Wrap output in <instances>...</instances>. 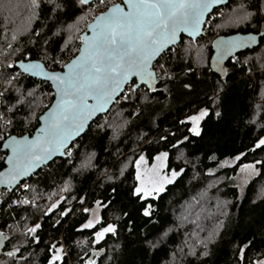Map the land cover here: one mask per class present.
Here are the masks:
<instances>
[{"label":"trees","instance_id":"obj_1","mask_svg":"<svg viewBox=\"0 0 264 264\" xmlns=\"http://www.w3.org/2000/svg\"><path fill=\"white\" fill-rule=\"evenodd\" d=\"M98 1L80 5L78 0H56L60 8L54 9L48 0H41L40 8L32 10L30 0H0V92L4 93L0 113L11 121L9 126L0 127V169L5 156L2 141L11 134H31L38 116L53 99L47 82L22 74L15 63L43 60L46 65L51 63V69H60L79 48L83 27L76 32L73 24ZM241 2L244 0H228L227 5L213 10L209 26L220 19L227 22L219 30L195 40L182 37L159 57L153 67L164 64L168 75L161 78L157 71L155 91L140 86L121 95L70 145L71 155L66 150L64 157L0 196V231L7 237L0 264H47L53 254L49 249L61 246L66 253L55 264L264 261V145L256 147L264 137V71L254 59L243 63L242 56L228 61L223 77L208 66L214 37L253 32L251 24L238 23L236 14L229 13ZM246 3L251 11L258 6L257 0ZM224 13L228 14L223 18ZM185 40L195 46L202 42L206 63L198 65L193 53H182L180 46ZM262 42L242 55L257 51ZM54 60L60 63L54 64ZM18 99L22 102L17 103ZM12 105V111L6 112L5 107ZM114 108L120 112L117 125L107 121ZM201 108L207 115L199 123V135H194L188 131L190 123L185 118ZM137 152L148 162L159 152L167 153V167L179 171L155 199L140 200L133 195V157ZM232 159L233 166L223 165ZM248 162H254L258 171L242 188L227 180L208 187L211 180L232 176L238 166ZM201 193L208 194L202 211L196 202ZM25 198L28 204L13 203ZM216 199L223 205L213 215ZM53 204L56 207L49 211ZM189 205L181 224L176 214ZM94 206L99 210V223L82 228L89 217L85 209ZM149 206L146 217L143 209ZM201 212H207L208 218L199 219ZM36 224L41 227L29 234L28 229ZM109 224L115 225V234L105 233L103 239L95 241V233ZM15 249H19L15 256L6 255ZM205 252L207 255H201Z\"/></svg>","mask_w":264,"mask_h":264},{"label":"snow or ice","instance_id":"obj_2","mask_svg":"<svg viewBox=\"0 0 264 264\" xmlns=\"http://www.w3.org/2000/svg\"><path fill=\"white\" fill-rule=\"evenodd\" d=\"M48 2L53 4L54 9L60 8L56 0H48ZM104 2L105 0H100L101 4ZM219 2L220 0H122L123 6L120 3L113 4L106 12L94 18V22L89 26L92 35L79 38L81 42L79 54L62 65L64 69L62 72L46 71L38 62L21 63L19 67L23 73L43 76L52 82L56 100L48 111L39 117L41 127L37 129V135L31 139L9 136L5 141L4 146L11 153L7 159L10 167L7 173H0V183L10 186L18 177L26 175L32 168L65 149L67 141L83 130L84 123L92 114L102 110L111 102L112 97L130 77L135 76L148 91H155L153 84L156 82L157 72L150 70L153 60L161 56L168 45L175 43L178 32L185 31L191 34L198 31L197 26L201 23L204 13L213 4ZM78 3L84 5L87 0H78ZM30 5L32 10L39 9L41 0H30ZM257 5L255 11H251L244 0L234 10L236 22L251 24L256 34L250 33L243 38L233 37L219 41L216 45L218 56L214 59L222 60L237 48L255 44L257 35L264 39V0H257ZM53 63L57 64L60 61L54 60ZM158 72L161 78H166L168 75L164 64H159ZM185 87L189 86L185 85ZM135 91L137 86L133 84L129 87V92ZM3 95L4 93L0 92V96ZM29 95H32V92H29ZM89 99L93 101L92 104L87 103ZM21 102L20 99L17 100V103ZM13 107L14 105L6 106L5 111L11 112ZM206 115L207 111L201 109L197 115L187 117L186 119L193 124L188 131L199 135L197 124ZM10 124L11 121L0 113V127ZM261 145H264V137L257 142L256 147ZM67 150L71 155L70 149ZM160 155L164 157L167 153ZM243 167L247 169L252 166ZM252 171L254 172L255 169ZM178 175L179 172L174 171L171 178L164 182L171 183ZM163 190L162 185L154 188L137 186L133 195H137L140 200H145L147 197L155 199ZM13 203L28 204L29 201L24 199ZM55 207L56 205L53 204L49 211ZM85 211L87 212L88 209ZM142 214L149 216L150 206L145 207ZM96 223H99L98 217ZM40 227V224H36L28 229L29 234L36 232ZM81 227L92 228L93 221L90 220ZM109 232L115 234V225L109 224L96 232L97 241L103 239L105 233ZM3 238L7 239V237ZM208 239L210 242L212 236L210 235ZM197 243L201 242L197 241ZM203 246L206 248L207 243ZM18 251L19 249H15L6 255L13 257ZM49 251L53 254L47 264H55L61 260V248L53 247ZM240 251L243 252L244 249ZM86 264L93 262L87 261ZM259 264H264V261H260Z\"/></svg>","mask_w":264,"mask_h":264},{"label":"rangeland","instance_id":"obj_3","mask_svg":"<svg viewBox=\"0 0 264 264\" xmlns=\"http://www.w3.org/2000/svg\"><path fill=\"white\" fill-rule=\"evenodd\" d=\"M116 1L117 0H105V2L103 4H101L100 1H98V2H95L91 7H89V9H85L80 14V16L78 17L77 21L73 24V26L75 28V31L77 32L79 26L83 27V31H84L85 28H86V25L90 22V20L97 13L101 12L99 10L100 8L104 7L105 4H106L105 6L107 8L110 4H112V3L116 2ZM106 8H104V10ZM219 8H217V9H219ZM237 8H238V5H233L231 7V9L229 10V13L230 12L231 13H235L234 10H236ZM227 14L228 13H224L223 18L225 16H227ZM215 15H218V14L216 13ZM81 20H82V22H81ZM209 23H210L209 21H206V23L204 25V27H206V30H204V32H203V34H201V36L206 35L209 31L212 32L211 30H213V32H215L216 30H219L220 29L219 27L220 26H224V24L227 23V22H226L225 19L224 20L220 19V20L216 21L215 24H213L212 26H209ZM222 23H224V24H222ZM260 42H261V38H260ZM202 47H203L202 42L198 43V45L195 46L194 44H189L188 41L185 40L183 42V45L180 46V50L186 56L189 55V53L190 54L193 53V56L195 55L194 61L198 65H203L204 63H206L207 56H206L205 50ZM78 49H77V51H78ZM242 54L243 53L241 52V53L237 54L236 56H242L241 60H243V63H245V64L248 63L249 64L250 59H254L255 63H256L255 65L258 67V69H260V71H264V70H262V69H264V39H263L261 47L257 51L255 50V52H252V53H247V54H244V55H242ZM40 61L43 62V60H40ZM50 65H51V63H49V65L45 64V66L48 69H51L49 67ZM158 66H159V64L156 66V68H154V70L156 72L158 71ZM51 70H58V69H51ZM131 84H129V85L131 86ZM127 91H129L128 85L126 86V88H125L124 92L122 93V95L124 93H126ZM262 92H263V90H262ZM201 109H204V108H201ZM201 109H199L198 111L190 114L189 116L197 115L200 112ZM204 110H206V109H204ZM119 115H120V112L116 108H114L112 113L110 114L109 118H107V121L111 122V124H113V125H117L118 124ZM189 116H187V117H189ZM186 118H185V120L188 121ZM200 121L201 120H199V122L197 124L198 130H199ZM188 122L190 123V127L189 128L193 127L192 122L191 121H188ZM112 127H114V126H112ZM161 153H164V152H159L158 154H156L154 156V158H152L153 160L151 162H148L146 160V158H145V156H144V154L142 152H137L135 154V156L133 157L134 158L133 163L135 164L136 187L137 186H141V187H147V188H154V187H158V186L162 185L163 189H164L165 186L167 184H169V183H165L164 181L166 179H170L171 176H172V173L175 170L170 169V168L167 167L166 156L162 157L160 155ZM141 157H142V159H141ZM130 160H131V158H130ZM233 163H234V159L225 161L223 163V165H232L233 166ZM244 165H251L252 167L246 169V168L243 167ZM252 169H255V171L253 172ZM257 169L258 168L256 167L254 162H248L246 164H242V165L238 166L236 171H235V173L232 174V176L227 175V177H226V175H225V177L224 176L220 177V178L217 177V178L211 180V182H209L207 184H208V187L210 188L214 184H216V182L220 183L221 181L227 180L231 184L236 185L238 188H242L249 180H251L257 174V171H258ZM175 172H179V171H175ZM137 177H139V178H137ZM22 187H25V186L23 185ZM58 194L60 195L59 197L62 196L60 193H58ZM197 198H198V200L196 202L199 203L198 204L199 207L202 206L201 207V211H202L203 207H205L206 202L208 201V194L207 195L204 194V193L198 194ZM192 201L194 202V199H192ZM41 202H43V200H41ZM214 202H215L216 205H215V210L213 209V212H212L213 215H214V213H217V211H219L218 210V206L221 207L223 205L222 201L219 200V199H216V201H214ZM190 206L191 205H189L188 207L186 206V207L181 208L179 213L176 214V216L179 219V221L181 222V224L183 223L182 221L185 219L184 218L185 213H188V211L191 209ZM86 209H88V208H86ZM98 211L99 210H98V208L96 206L89 208V210H88L89 217H88L86 222L91 220V221H93V225H95L97 217L99 218ZM207 212L210 213V211H207ZM207 212H201L199 219L206 218L208 216ZM192 215H193V217H196V213H193ZM211 217H209V218H211ZM190 224H193V222L191 221ZM216 225L218 226L217 223H216ZM216 225H214L213 228H217ZM193 227H194V224H193ZM12 229L10 228V230H12ZM94 240L97 241V238H96L95 235H94ZM64 253H66V248L64 246H61V256ZM175 260L176 259H173L170 264H175L177 262V261L175 262Z\"/></svg>","mask_w":264,"mask_h":264},{"label":"water","instance_id":"obj_4","mask_svg":"<svg viewBox=\"0 0 264 264\" xmlns=\"http://www.w3.org/2000/svg\"><path fill=\"white\" fill-rule=\"evenodd\" d=\"M93 1H97V0H87V3H86V4H89V3L93 2ZM117 3H120V4L122 5V0H117L116 2L110 4L108 7H111L113 4H117ZM227 3H228V0H220L219 3H215V4H213V5L208 9V11H206V12L204 13V15H203V17H202V21H201V23L197 26V27H198V31H196V32H194V33H191V34H190L189 32H185V31H180V32H178L177 35H176L175 43H174V44H170V45H168V47L164 50V52L167 51V50H169L170 48H172V47L178 45L179 42L181 41V38H182V37H183V38H187V39H193V40L200 38V37H201V34H203V32H204V25H205V23H206V21H207V17L213 12V10H215V9L221 7V6L227 5ZM122 6H123V5H122ZM108 7H107L105 10H103V11L97 13V14H96V15L90 20V22L86 25L85 30L81 33V36H90V35H92V32L90 31L89 26L94 22V18H95L96 16H99L102 12H106L107 9H108ZM250 33H252V34H254V35L256 34V33L252 32V31H250V32H234V33H229V34H227V35H218V36L214 37V39L211 41V44H210L211 54H210V56H209V60H208V66H209L210 71L213 72V73H215V75H219V76L223 77V76H225V73H226V64L228 63L229 60H231L232 58H234L237 54H239V53H241V52H244V51H246V50H252V49H255V47L257 48V47L260 45V38H261V37H260L259 35H257V41H256L255 44H251V45L248 46V47L237 48V49H235L234 51H232L230 55H226V56H224V58H223L222 60L214 59V57H217V56H218V48L216 47V45L219 43V41H221V40H227V39H229V38H233V37H240V38H243V37H246V36H247L248 34H250ZM80 46H81V43H80L79 47H80ZM164 52H163V53H164ZM78 54H79V52L77 51V53H76L73 57H71L67 62L71 61V60H72L76 55H78ZM159 57H160V56H158L156 59H154L153 62H152V64H151V66H150V70H152L153 72H156V71L154 70L153 65H154V63L159 59ZM28 62H38V63H40V64L43 65V67H44V69H45L46 71H49V72H51V71L62 72L64 69H63V67H61V68L58 69V70H51V69H48V68L45 66V64H44L42 61H40V60H19V61H17V62L15 63V66L17 67V69H18L22 74H24V75H26V76H28V77H32V78H34V79H38V80H41V81H45V82H47V83L50 85V87H51V89H52V91H53V99H52L51 103L47 106V108H46V109H45V110H44V111L38 116V119H37V120H38V125H37V127L34 129L33 132H32L31 134L25 133V134H23V135H15V134H11V135H9V136H13V137H16V138L27 137L28 139H31L33 136L37 135V129H39V128L41 127V122H40V120H39V117L42 116V115H44V114L48 111V109L51 107L52 103L56 100V93H55V88L53 87V84H52V82H51L50 80H46L43 76H32V75H30V74H28V73H23V70L19 67V65H20L21 63H28ZM67 62H65V63H67ZM218 69H223L224 71L221 72V71H219ZM131 83H134V84L137 86V88L140 87V86H143V85L140 84L139 81L136 80L135 76L130 77L129 80H128V82H127L125 85H123V86L121 87V89L118 90V91L116 92V94L112 97L111 102H109V103H108V104H107L102 110H100V111H96L94 114H92V115L90 116V118L87 119V121L84 123L83 130L80 131L78 134L73 135V137H72L69 141H67V143H66V145H65V149H62L60 152H57V153L53 154L49 159L43 161V162L40 163L38 166L32 168V169H31L26 175H23V176L18 177L17 180H16V182L13 183V184H11L10 186H6L5 184L0 183V189H6V190H8V191H12V190H13L16 186H18L22 181H25V180H27L28 178H30L31 176L35 175L36 172H37L39 169H41L43 166H46L47 164H49L50 162H52L53 160H55V159H57V158H62V157H64V156H65V151H66V149H68V148L70 147V145H71L74 141H76V140H77V139H78V138H79V137H80V136H81V135H82V134L88 129L89 125H90V124H91V123H92L97 117H99V116H101V115H104V114H106V113L109 111V109L111 108V106H112V105L117 101V99L122 95V93L124 92L126 86L129 85V84H131ZM158 83H159V79L157 78V79H156V82L153 84V88H155V87L157 86ZM144 87H146V86H144ZM146 88H147V87H146ZM87 103H88V104H92L93 101H92L91 99H89V100L87 101ZM9 136H7V137L2 141V144H1V149H2V151L5 152V156H4V159H3V167L0 169V173H7L8 169H9V167H10V165H9L8 162H7V159H8V156H9L11 153H10V150L4 146V143H5V141L8 140ZM186 138H188V136H186ZM185 140H186L185 137H183V138L180 139L178 142H176V144H177V145H180V144H181L183 141H185ZM1 203H2V201H1V198H0V205H1ZM3 237H5V235L0 231V254L3 253V250H4L5 245H6V243H7V240L4 239Z\"/></svg>","mask_w":264,"mask_h":264},{"label":"built area","instance_id":"obj_5","mask_svg":"<svg viewBox=\"0 0 264 264\" xmlns=\"http://www.w3.org/2000/svg\"><path fill=\"white\" fill-rule=\"evenodd\" d=\"M216 10V9H215ZM211 15V14H210ZM210 15L207 17V21H209L210 20ZM204 30H206V27H204ZM129 87H130V85H128V89H129ZM10 193V191H8V190H6V189H0V196L1 195H3V194H9ZM14 201H16L15 199H14ZM13 201V202H14Z\"/></svg>","mask_w":264,"mask_h":264},{"label":"bare ground","instance_id":"obj_6","mask_svg":"<svg viewBox=\"0 0 264 264\" xmlns=\"http://www.w3.org/2000/svg\"><path fill=\"white\" fill-rule=\"evenodd\" d=\"M67 150V149H66Z\"/></svg>","mask_w":264,"mask_h":264},{"label":"flooded vegetation","instance_id":"obj_7","mask_svg":"<svg viewBox=\"0 0 264 264\" xmlns=\"http://www.w3.org/2000/svg\"><path fill=\"white\" fill-rule=\"evenodd\" d=\"M261 43V42H260Z\"/></svg>","mask_w":264,"mask_h":264}]
</instances>
